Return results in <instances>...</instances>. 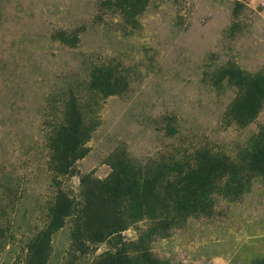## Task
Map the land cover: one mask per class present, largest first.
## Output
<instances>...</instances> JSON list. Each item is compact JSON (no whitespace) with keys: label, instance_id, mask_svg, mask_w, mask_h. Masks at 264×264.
<instances>
[{"label":"rangeland","instance_id":"obj_1","mask_svg":"<svg viewBox=\"0 0 264 264\" xmlns=\"http://www.w3.org/2000/svg\"><path fill=\"white\" fill-rule=\"evenodd\" d=\"M57 31L78 39L65 44ZM227 62L264 76V0H0V264H28L58 187L76 201L81 176L106 177L119 147L143 161L200 147L237 156L264 128V109L246 126L225 120L235 90L215 86L212 71ZM102 65L124 71V92L88 90ZM71 89L82 93L74 106ZM69 116L91 136L54 184L51 136ZM213 198L211 215L143 243L148 220L90 243L74 241L69 217L48 264H92L125 242L156 264H264V178Z\"/></svg>","mask_w":264,"mask_h":264},{"label":"trees","instance_id":"obj_2","mask_svg":"<svg viewBox=\"0 0 264 264\" xmlns=\"http://www.w3.org/2000/svg\"><path fill=\"white\" fill-rule=\"evenodd\" d=\"M56 37L65 44L78 39L65 31H57ZM119 72L124 74L122 70ZM121 74L117 77L104 65L92 67L88 90L100 97L120 94L128 86ZM212 75L215 86L235 90L225 120L240 126L252 123L264 109V76L250 74L236 62H227L214 69ZM78 92L71 89L67 93L72 106L81 99L82 93ZM70 116L51 136L55 151L52 160L54 184L71 170L77 159L85 156L84 143L91 136L83 119L72 121ZM165 130L172 134L177 132L169 122ZM109 163L112 171L104 178L81 176L76 201L64 188L58 187L48 212V223L31 243L28 264H48L53 236L66 225L69 217L77 221L72 234L74 241L90 243L103 242L139 221L148 220L151 225L142 232L143 243L157 234L168 236L171 227L192 216L211 215L213 196L223 194L233 200L250 187L254 178H264V128L233 157L223 151L200 147L181 158L164 154L143 161L119 147L110 154ZM134 243L125 242L116 248V254H108L92 264L157 263L151 260L152 253L147 247Z\"/></svg>","mask_w":264,"mask_h":264}]
</instances>
